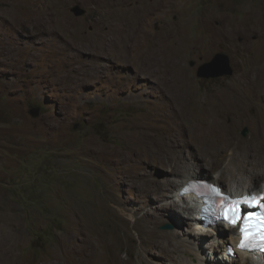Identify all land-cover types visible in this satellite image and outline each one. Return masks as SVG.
<instances>
[{
	"label": "rangeland",
	"instance_id": "rangeland-1",
	"mask_svg": "<svg viewBox=\"0 0 264 264\" xmlns=\"http://www.w3.org/2000/svg\"><path fill=\"white\" fill-rule=\"evenodd\" d=\"M217 53L233 73L198 76ZM211 133L264 162V0H0V264L211 261L224 245L174 197L193 172L237 186Z\"/></svg>",
	"mask_w": 264,
	"mask_h": 264
},
{
	"label": "bare ground",
	"instance_id": "bare-ground-1",
	"mask_svg": "<svg viewBox=\"0 0 264 264\" xmlns=\"http://www.w3.org/2000/svg\"><path fill=\"white\" fill-rule=\"evenodd\" d=\"M112 16V15H111ZM137 19V18H136ZM140 21H141V18H138ZM139 20H138V23H139ZM135 21V20H134ZM118 23V22H117ZM120 23V22H119ZM138 23L136 24L137 25V27H138ZM114 24V23H113ZM127 24V23H126ZM129 24V23H128ZM128 24H127V26H128ZM119 26H122V24L120 25V24H118ZM117 25V26H118ZM114 26V25H113ZM119 26H118V29H119ZM141 25H139V27H140ZM136 27V26H135ZM122 28V27H121ZM123 28H125V26L123 27ZM143 28V27H142ZM132 29V28H131ZM128 31V30H127ZM127 35V34H126ZM112 36V35H111ZM143 36V35H142ZM150 37V36H149ZM153 37V36H152ZM167 37V36H166ZM148 38V37H147ZM134 40V39H133ZM138 42V41H137ZM135 44V43H134ZM85 45V44H84ZM137 45V44H136ZM145 52V51H144ZM167 68V67H166ZM166 73V72H165ZM164 73V74H165ZM166 76V75H165ZM167 78H169V77H167ZM173 79H175V78H173ZM166 80V79H165ZM171 81H172V79H171ZM174 83V82H173ZM166 85V84H165ZM173 87H175L174 86V84L172 85ZM172 86H170L171 88H172ZM165 87V86H164ZM169 88V87H168ZM167 88V89H168ZM176 89V88H175ZM174 90V89H173ZM168 91V90H167ZM174 92V91H173ZM169 93H172L171 91L169 92ZM182 95V94H181ZM218 94H216V96H217ZM226 95V94H225ZM169 96V95H168ZM222 96V95H221ZM171 97V96H170ZM176 99L178 98V99H180V98H182V97H180L179 98V96H177V95H175L174 96ZM184 97V96H183ZM174 98V99H175ZM217 98V97H216ZM226 99V98H225ZM213 100V99H212ZM186 101V100H185ZM215 101V100H214ZM226 101V100H225ZM173 102V101H172ZM180 102V101H179ZM176 103V102H175ZM181 103V102H180ZM219 103V102H218ZM177 104V103H176ZM184 104V103H183ZM213 104V103H212ZM210 105V104H209ZM234 105V104H233ZM183 106V105H182ZM186 106V105H185ZM209 107V106H208ZM211 107V106H210ZM209 107V108H210ZM213 107V106H212ZM211 107V108H212ZM217 108V107H216ZM230 108V107H229ZM181 109V108H180ZM175 110V109H174ZM185 110V109H184ZM214 111H216V110H214ZM183 112V111H182ZM189 112V111H188ZM207 112V111H206ZM213 113V112H212ZM247 113V112H246ZM192 115V114H191ZM207 115H209V114H207ZM212 116V115H211ZM210 116V117H211ZM175 117H176V120H178V122H176V123H179V121H183L182 119H183V117H184V114H182V113H180V114H176L175 115ZM194 117V116H193ZM192 117V118H193ZM213 117V116H212ZM221 117V116H220ZM178 118V119H177ZM192 118H191V120H192ZM196 118V117H195ZM207 118V117H206ZM205 118V119H206ZM219 118V117H218ZM242 118V117H241ZM196 120V119H195ZM214 121V120H213ZM217 121V120H216ZM224 121V120H223ZM184 122V121H183ZM215 122V121H214ZM211 123V122H210ZM216 123V122H215ZM181 124V123H180ZM174 126H175V124H173ZM227 125V124H226ZM196 127V126H195ZM194 127V128H195ZM225 127V126H224ZM227 127H228V125H227ZM202 128V127H201ZM136 129V128H135ZM191 130V129H190ZM197 130V129H196ZM227 130V129H226ZM199 131V130H198ZM147 132V131H146ZM146 132H145V134H146ZM148 134H150V133H148ZM154 134V133H153ZM156 134V133H155ZM199 134H201V133H199ZM214 134L215 133H211V139H212V144H213V146L215 147V148H218V149H220V151H229V150H233L234 151V153H236L235 155H230L229 154V158H228V169H227V171L229 172V173H233L235 176L237 175V174H240L241 175V177H240V180L238 181V182H236L235 181V184H237V186H233L230 190H229V192L230 193H234V194H237V192L238 191H240L241 193H243V192H247V191H241L240 190V186H242V181H244L245 180V178L246 177H250L251 178V183L249 184V187H252L253 185H254V182L252 181V179L254 178V176H260L261 175V173L262 172H264V162H263V159H258L257 160V158H256V156H257V154H252L250 151H249V149L252 147V146H250V147H241L240 146V144H241V142H240V140H238L236 137H235V135H233V137H234V140H232V141H225V142H222V141H219L218 139H216L215 137H214ZM226 134V133H225ZM229 134H230V132H229ZM134 135V134H133ZM166 135V134H165ZM168 135V134H167ZM203 136H205V134H202ZM202 135H201V137H202ZM144 136V135H143ZM223 136V135H222ZM141 137V136H140ZM195 137V136H194ZM131 138V137H130ZM136 138V137H135ZM157 138V137H156ZM161 138V137H160ZM224 138V137H223ZM133 139V138H132ZM140 139V138H139ZM150 139V138H149ZM228 139V138H227ZM230 139V138H229ZM231 139H232V137H231ZM158 140H160L159 138H158ZM184 140H185V138H184ZM209 140V139H208ZM136 141V140H135ZM162 141V140H161ZM196 141V140H195ZM154 142V141H153ZM190 142V141H189ZM135 143V142H134ZM198 143H200V142H198ZM210 143V142H209ZM167 144V143H166ZM201 144H202V141H201ZM135 145V144H134ZM137 145V144H136ZM156 145V144H155ZM165 145V144H164ZM182 145V144H181ZM206 145V144H205ZM138 146H140V145H138ZM167 145H165L164 147H166ZM180 146V145H179ZM184 146V145H183ZM209 146V145H208ZM255 146V145H254ZM155 147V146H154ZM206 147V146H205ZM205 147H203V148H205ZM144 148V147H143ZM146 148V147H145ZM156 148V147H155ZM180 148V147H179ZM147 149V148H146ZM151 149V148H150ZM181 149V148H180ZM212 149H213V147H212ZM148 150V149H147ZM152 150V149H151ZM161 150V149H160ZM201 150V149H200ZM204 150V149H203ZM214 150V149H213ZM238 150L240 151V152H238ZM155 151V150H154ZM158 151V150H157ZM168 151V150H167ZM202 151V150H201ZM248 151H249V154H248ZM257 151H259V148L258 147H255V153L257 152ZM145 152V151H144ZM180 152V151H179ZM217 152V151H216ZM238 152V153H237ZM150 153V152H149ZM152 153V152H151ZM166 153V152H165ZM170 153V152H169ZM232 153V152H231ZM144 154H146V153H144ZM162 154V153H161ZM173 154V153H172ZM209 154V153H208ZM151 155V154H150ZM163 155V154H162ZM166 155V154H165ZM169 155V154H168ZM220 155H221V153H220ZM225 155V154H224ZM228 155V154H227ZM152 156H153V153H152ZM171 156V155H170ZM179 156V155H178ZM252 156H255V158L254 159H251V157ZM157 157V156H156ZM213 157V156H212ZM248 157V165H247V163H246V161H245V159ZM186 158V157H185ZM162 159V158H161ZM164 159V158H163ZM173 160V159H172ZM179 160V159H178ZM186 160V159H185ZM189 160V159H188ZM222 160H223V158H222ZM180 161V160H179ZM209 161V160H208ZM216 161V160H215ZM185 162H187V161H185ZM184 163V162H183ZM188 163V162H187ZM192 163V162H191ZM219 163V162H218ZM222 163V162H221ZM182 164V163H181ZM186 164V163H185ZM192 165V164H191ZM220 165V164H219ZM174 167V166H173ZM196 173V172H195ZM194 172L193 173H189V174H187V175H184V177H183V179H182V181L180 182V186H179V188L177 189V194L174 196L175 197V199H178V200H182V202H189V203H191L192 204V206H190V205H186L185 206V208H186V210L187 211H191L192 210V208H193V206L195 207L196 206V202H197V199L194 197V195L191 193V194H186V195H180L179 194V190H180V188H181V186L183 185V184H185L189 179H198L199 178V176H196V174H195ZM264 174V173H263ZM220 177V176H219ZM219 177L218 176H215V179H219ZM258 178V177H257ZM203 179H206V177H203ZM247 179V178H246ZM250 181V180H249ZM157 182V181H156ZM242 182V183H241ZM171 183V182H170ZM166 186V185H165ZM257 187V186H256ZM255 187V188H256ZM259 188V187H258ZM257 188V190L256 191H252V192H261V191H263V189H264V186H260V188L258 189ZM245 189H246V186H245ZM244 189V190H245ZM249 189V188H248ZM228 191V190H227ZM249 191V190H248ZM248 193H251V192H248ZM173 197V198H174ZM172 198V199H173ZM181 198V199H180ZM184 200V201H183ZM170 205H172L171 206V208H173V210H175V217H178V214H180L181 213V211H179V208H178V205H177V203H174L173 202V204H170ZM193 215H195V214H193ZM182 216H183V214H182ZM178 219H179V222L180 223H184V221H183V219H182V217L181 216H179L178 217ZM195 222H197L196 223V225H197V227L195 228V233H198L199 231H205V230H209V231H207L206 232V234H209L210 232H212L213 234H217V237H215V239H213V240H211V241H209V243L212 245L211 246V248H215V250H216V246L218 247V245L219 244H222V245H224L223 246V248L221 249V251H220V253L218 254V255H215L214 257H213V259H211V261H208V262H203L201 259H197V262L196 263H194V264H240L239 263V260L238 259H236L234 256H231L229 253H228V247H227V243H230V241H232L231 243H233V244H231V245H234V247L236 248V253L238 252V254L240 255L241 254V259L245 262V263H243V264H247L248 263V260H251V261H253V262H255V259L254 258H252V257H250L249 256V254H247V253H245V252H241L240 250H238V248H237V244H238V242H239V239H240V237H239V234L237 233V230H236V228H234V227H221V228H219V227H214V226H212V227H209V228H207V229H204L203 227H202V225H201V223L202 222H200V221H198V218H197V215L193 218V223H195ZM210 229H214V230H210ZM148 231V230H147ZM149 232H150V236L152 237V239L155 237V239L156 238H159V237H162V238H169L170 240H174V236H173V234H158L157 235V232L155 231V229H154V227L152 228L151 227V229L149 230ZM205 233V232H204ZM227 235H229V236H227ZM157 241V240H156ZM101 242V241H100ZM186 242V241H185ZM178 244V246L179 247H181L182 245H183V242L182 241H179V242H177ZM110 245H111V243H109ZM103 245V244H102ZM96 246V245H95ZM221 247V246H220ZM199 248V245L198 244H196V242H193V243H191L190 244V241H189V244L187 243L186 244V250L188 251V250H191V252H192V250H193V252L195 251V250H197ZM115 251V249L113 248L112 249V251H111V253L112 252H114ZM113 255V254H112ZM98 255H95V254H93V253H90V254H88L87 256H84L83 257V261H82V264H108V263H105V262H100L98 259V257H97ZM168 256H169V260H175L176 262H177V259L176 258H174L173 256H171L170 255V252H168ZM198 256V255H197ZM198 258V257H197ZM201 258V257H200ZM249 258V259H248ZM110 260V259H109ZM109 260H108V262H109ZM143 261H145V260H143ZM175 261H172V262H175ZM258 262V264H264V256H262V258L259 260V261H257ZM145 264H150V262H145Z\"/></svg>",
	"mask_w": 264,
	"mask_h": 264
},
{
	"label": "clouds",
	"instance_id": "clouds-1",
	"mask_svg": "<svg viewBox=\"0 0 264 264\" xmlns=\"http://www.w3.org/2000/svg\"><path fill=\"white\" fill-rule=\"evenodd\" d=\"M211 183V184H214V185H217L218 187H220V189L222 190L223 193L225 194H228L231 198H235V197H239L245 193H248V192H243L241 193L240 191L237 192V194H234V193H230L229 191H227L224 186L220 185L219 183L217 182H213L211 181L210 179H203L202 177H199L198 179H189L185 184H183L179 190V194L180 195H186V194H193L194 197L197 199V202H196V206H195V212H196V215H197V218H198V221L202 222L201 225L203 228L207 229L209 227H212V226H218V225H224L226 227H234L236 228L237 230V233L239 234V242L237 244V248L238 250H240L241 252H245L247 254H249L250 257L254 258L255 261H259L262 256H264V244L261 242L260 244H262L263 246L262 247H259V246H256V247H241L240 246V242H241V235L239 233V226H236V225H231L229 223H225V222H221L219 220H217V217L214 219L213 222L211 223H207V219L206 218H202L200 216L201 214V199H202V196H201V193L200 191L197 189L199 188V186L203 183ZM264 191V189H263ZM261 191V192H263ZM261 192H251V193H261ZM251 193H248V194H251ZM203 204V203H202ZM260 207V206H259ZM261 207L264 208V198L262 199L261 201ZM245 211H247L249 209V207H245ZM203 213V212H202ZM216 214H218L216 212ZM228 253L231 255V256H235L236 254V248L234 247V245H231L229 244L228 245Z\"/></svg>",
	"mask_w": 264,
	"mask_h": 264
},
{
	"label": "water",
	"instance_id": "water-1",
	"mask_svg": "<svg viewBox=\"0 0 264 264\" xmlns=\"http://www.w3.org/2000/svg\"><path fill=\"white\" fill-rule=\"evenodd\" d=\"M73 13L76 16H81L86 13V9L76 4L72 8ZM233 73V67L228 54L217 53L210 61L203 63L198 68V76L200 77H218L223 75H230ZM247 129H244L243 134L246 133ZM173 225L170 223H165L162 228L170 229Z\"/></svg>",
	"mask_w": 264,
	"mask_h": 264
}]
</instances>
